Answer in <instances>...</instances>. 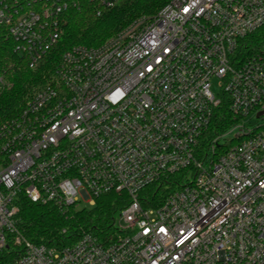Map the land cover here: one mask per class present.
Segmentation results:
<instances>
[{
	"label": "built area",
	"instance_id": "obj_1",
	"mask_svg": "<svg viewBox=\"0 0 264 264\" xmlns=\"http://www.w3.org/2000/svg\"><path fill=\"white\" fill-rule=\"evenodd\" d=\"M81 2L0 0V30L34 69ZM263 24L264 0H169L66 49L0 121V264H264V50L244 42ZM107 193L113 233L56 247L17 227L20 195L65 215Z\"/></svg>",
	"mask_w": 264,
	"mask_h": 264
},
{
	"label": "trees",
	"instance_id": "obj_2",
	"mask_svg": "<svg viewBox=\"0 0 264 264\" xmlns=\"http://www.w3.org/2000/svg\"><path fill=\"white\" fill-rule=\"evenodd\" d=\"M169 0H121L109 8H100L90 0L79 7L68 9L63 15L62 34L34 69L14 52L12 41L0 30V72H5L12 85L0 94V121L14 116L29 96L52 79L62 53L73 45L97 46L116 34L132 20L152 16ZM248 51L264 50V24L245 39ZM219 120L230 121L228 109L222 105ZM154 187L148 189L151 192ZM147 193V194H148ZM17 227L23 237L33 243L56 247L70 245L83 231L104 236L114 232L113 220L124 205L125 197L107 193L95 198L90 207L71 208L65 215L51 204L35 203L20 195ZM9 254L0 253V263L10 260Z\"/></svg>",
	"mask_w": 264,
	"mask_h": 264
},
{
	"label": "rangeland",
	"instance_id": "obj_3",
	"mask_svg": "<svg viewBox=\"0 0 264 264\" xmlns=\"http://www.w3.org/2000/svg\"><path fill=\"white\" fill-rule=\"evenodd\" d=\"M211 89H212V91L215 92V93L218 91L219 88L216 86L215 81H213V84H212ZM254 120H255V119H254Z\"/></svg>",
	"mask_w": 264,
	"mask_h": 264
},
{
	"label": "snow or ice",
	"instance_id": "obj_4",
	"mask_svg": "<svg viewBox=\"0 0 264 264\" xmlns=\"http://www.w3.org/2000/svg\"><path fill=\"white\" fill-rule=\"evenodd\" d=\"M188 9H185V11H187Z\"/></svg>",
	"mask_w": 264,
	"mask_h": 264
}]
</instances>
